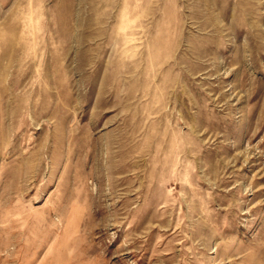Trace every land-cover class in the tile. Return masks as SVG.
Segmentation results:
<instances>
[{"label": "rangeland", "instance_id": "obj_1", "mask_svg": "<svg viewBox=\"0 0 264 264\" xmlns=\"http://www.w3.org/2000/svg\"><path fill=\"white\" fill-rule=\"evenodd\" d=\"M0 264H264V0H0Z\"/></svg>", "mask_w": 264, "mask_h": 264}]
</instances>
